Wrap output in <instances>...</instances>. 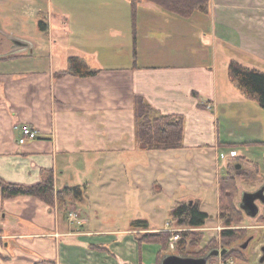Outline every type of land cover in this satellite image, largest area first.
<instances>
[{
  "label": "crops",
  "instance_id": "1",
  "mask_svg": "<svg viewBox=\"0 0 264 264\" xmlns=\"http://www.w3.org/2000/svg\"><path fill=\"white\" fill-rule=\"evenodd\" d=\"M47 3L38 39L16 36L31 50L4 55L10 47L0 46V177L33 185L52 171L56 189L84 187L68 204L81 223L31 195L3 198L0 188V264H146L147 230L133 219L104 227L97 215L153 196L159 207L164 192L172 206L219 197L231 165L253 164L238 151L264 143V108L228 65L264 71V0H209L208 11L186 16L148 0ZM71 56L95 74L70 72ZM135 95L183 118L182 147H139ZM15 124L37 137L19 143Z\"/></svg>",
  "mask_w": 264,
  "mask_h": 264
},
{
  "label": "rangeland",
  "instance_id": "2",
  "mask_svg": "<svg viewBox=\"0 0 264 264\" xmlns=\"http://www.w3.org/2000/svg\"><path fill=\"white\" fill-rule=\"evenodd\" d=\"M47 16V0H12V2L11 0H0V28L5 32H14V36L28 37L36 41L40 36L37 29V27L39 28L38 22L40 19H43L47 23ZM3 40L4 50H6L10 47L11 42L5 37ZM228 74L231 77L229 70ZM248 148H250L248 153L244 151V148H239L238 155L246 154L247 158L253 160L254 165L240 161L241 167L235 168L231 165L230 172L228 173L236 179L237 193L234 203L238 209H240L238 203L243 191H255L264 184V143L260 145L251 144ZM161 198L162 201L159 207L153 205L160 198L153 196L150 200H141L139 204L130 201V205L126 203V205L118 210H115V208L112 212H100L97 215L99 219H96V223L101 221L104 227L123 228L129 226L132 219H146L151 226L148 227L147 231H172V236L164 243V250L157 257L158 264L161 262L160 258L165 254L181 253L183 249L189 247L194 252L202 251L200 256H204V253H208L212 249H227L224 254L218 252L215 256H211L207 264H214L219 255H227L233 264H264V261H260L261 246L264 245V203L257 202L259 210L255 217L246 215L240 209L243 214V221L239 226L235 225L231 227H240L245 230V233L240 239L225 243L220 237V232L225 226L219 216L218 197L215 193H209L205 197L201 196L200 198L203 201H200L201 203L198 199L193 198L186 201L187 204L191 201V204H196L198 207L201 204L199 208L209 214L204 225L200 227L175 224L171 220V206L175 198L170 197L166 192H164ZM68 204L69 202L62 212L66 213L69 217L70 212L74 213L76 211L74 208H68ZM54 205L57 204L55 203ZM77 215L80 216L79 213ZM184 231H188L187 237L183 234ZM176 234H178V237L174 240V235ZM249 236H252V239L244 249H241L240 244ZM195 238L198 239L197 244L190 245V239ZM181 239H183L182 242H179ZM178 244L180 245L179 247L177 246ZM159 249L160 244L158 243L151 242L145 244L143 251L146 257V264H156V256ZM149 253L151 254V259L147 261Z\"/></svg>",
  "mask_w": 264,
  "mask_h": 264
},
{
  "label": "trees",
  "instance_id": "3",
  "mask_svg": "<svg viewBox=\"0 0 264 264\" xmlns=\"http://www.w3.org/2000/svg\"><path fill=\"white\" fill-rule=\"evenodd\" d=\"M179 15H189L195 10L208 11L209 0H148ZM135 4V3H134ZM135 5H133V8ZM38 26L41 30L47 29V23L40 19ZM0 33V39H4ZM6 38V37H5ZM70 72L80 76L95 74V70L90 69L81 59L76 56L69 58ZM231 79L249 97L258 100L264 108V71L250 68L237 61H231L228 65ZM134 120H135V140L139 147L145 150H166L182 147L184 135V122L180 115L163 114L156 110L142 95L134 96ZM219 197L218 212L223 221V228L220 237L225 243L240 239L245 230L239 226L243 221V214L234 203L237 193L236 179L232 175H225L218 181ZM1 195L3 198L13 197L19 194L37 197L50 205L57 204L60 210L65 209L68 202L80 199L83 196L82 186H63L55 188L52 171H47L44 178L33 185H22L12 183L0 177ZM209 214L202 211L196 204L186 202H176L171 208V220L178 225L189 227H200L204 225ZM134 228L147 230L149 223L146 219H135L131 222ZM172 231H146L139 235L140 244L155 242L160 244L157 257L164 250L165 241L172 236ZM185 237L188 231L183 233ZM181 239L179 242H182ZM198 239H190V245H196ZM180 246L179 244L177 245ZM207 253V252H206ZM204 253V254H206ZM184 257H198L202 251H193L189 248L183 249L181 253H175ZM161 259V258H160ZM35 264H50L47 261L36 262Z\"/></svg>",
  "mask_w": 264,
  "mask_h": 264
},
{
  "label": "water",
  "instance_id": "4",
  "mask_svg": "<svg viewBox=\"0 0 264 264\" xmlns=\"http://www.w3.org/2000/svg\"><path fill=\"white\" fill-rule=\"evenodd\" d=\"M7 37L11 41V45L9 50L4 53V55H11L16 52H19L21 50H25L29 48L32 49V46L30 42L27 40H24L22 38L7 34ZM264 203V184L261 185L258 189L255 191H243L241 193V199L238 203V207L248 216L255 217L258 214V204L257 202ZM190 201L188 204H191ZM252 239V236H249L243 243L240 244V248L244 249L250 240ZM227 251L225 248L221 249H212L208 253H206L204 256L200 257H184L180 256L178 254H171L167 253L161 258L160 264H207L208 259L211 256H215L218 252L220 254H224ZM260 261H264V245L261 246V257Z\"/></svg>",
  "mask_w": 264,
  "mask_h": 264
},
{
  "label": "built area",
  "instance_id": "5",
  "mask_svg": "<svg viewBox=\"0 0 264 264\" xmlns=\"http://www.w3.org/2000/svg\"><path fill=\"white\" fill-rule=\"evenodd\" d=\"M15 130L20 131V136L18 138L19 143H24L27 140L35 139L37 137V130L35 128H32L28 125H22V124H15L13 127ZM69 217L73 220L77 219V215L74 212L69 213ZM77 223H81L78 219L76 220ZM178 237V234L174 235V240ZM216 262L214 264H233L232 260L227 257V255H219L216 258Z\"/></svg>",
  "mask_w": 264,
  "mask_h": 264
},
{
  "label": "flooded vegetation",
  "instance_id": "6",
  "mask_svg": "<svg viewBox=\"0 0 264 264\" xmlns=\"http://www.w3.org/2000/svg\"><path fill=\"white\" fill-rule=\"evenodd\" d=\"M1 44H2V39H0V46H1Z\"/></svg>",
  "mask_w": 264,
  "mask_h": 264
}]
</instances>
